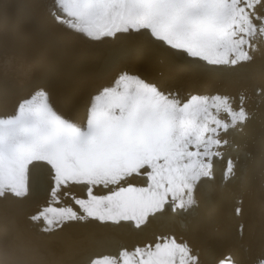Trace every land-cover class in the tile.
Listing matches in <instances>:
<instances>
[{
  "label": "snow or ice",
  "instance_id": "obj_1",
  "mask_svg": "<svg viewBox=\"0 0 264 264\" xmlns=\"http://www.w3.org/2000/svg\"><path fill=\"white\" fill-rule=\"evenodd\" d=\"M264 0H52L55 20L90 41L144 33L184 57L208 65L249 62L264 46ZM10 55L0 49V56ZM20 70L13 62L12 76ZM250 114L221 94L182 98L136 75L122 73L94 95L83 121L66 115L44 88L0 114V198L22 199L30 186L51 179V200L29 219L51 233L67 222H132L136 228L165 212L186 213L213 161L229 141L221 133L238 129ZM227 159L224 179L234 174ZM144 178V186L132 178ZM83 185L84 196L67 192ZM106 194H97V188ZM71 199L72 204L63 203ZM61 205V206H56ZM18 243L6 238L0 251ZM12 264H33L19 256ZM36 264H49L47 258ZM82 264H199L186 241L160 236L153 243L86 258ZM219 264H235L230 255ZM258 264H264V259Z\"/></svg>",
  "mask_w": 264,
  "mask_h": 264
},
{
  "label": "bare ground",
  "instance_id": "obj_2",
  "mask_svg": "<svg viewBox=\"0 0 264 264\" xmlns=\"http://www.w3.org/2000/svg\"><path fill=\"white\" fill-rule=\"evenodd\" d=\"M51 7L52 0H0V49L10 53L0 56V114H11L19 102L44 88L61 111L83 121L91 98L126 72L182 98L227 95L235 108L243 97L250 118L221 133L229 141L220 149L224 156L214 159L213 176L199 182L192 208L165 212L139 228L132 222L90 219L67 222L46 234L39 230L43 222L29 217L51 200V179L42 188L30 186L22 199L6 194L0 198V247L12 236L18 243L12 254L0 251V262L12 264L25 256L33 264L44 258L49 264H82L89 257L173 235L198 254L199 264H219L229 255L235 264H258L264 259V46H258L249 62L212 66L181 56L144 33L90 41L57 22ZM256 11L264 15V6ZM14 61L20 70L12 76ZM228 158L235 168L225 180ZM132 182L145 183L140 176ZM95 191L107 192L99 187ZM67 192L82 197L85 188L72 184Z\"/></svg>",
  "mask_w": 264,
  "mask_h": 264
},
{
  "label": "clouds",
  "instance_id": "obj_3",
  "mask_svg": "<svg viewBox=\"0 0 264 264\" xmlns=\"http://www.w3.org/2000/svg\"><path fill=\"white\" fill-rule=\"evenodd\" d=\"M0 264H2V262H0Z\"/></svg>",
  "mask_w": 264,
  "mask_h": 264
}]
</instances>
